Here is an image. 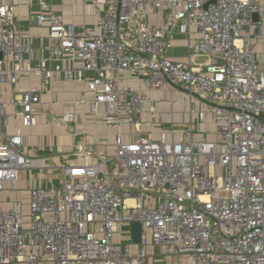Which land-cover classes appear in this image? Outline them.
<instances>
[{"label":"built area","instance_id":"obj_1","mask_svg":"<svg viewBox=\"0 0 264 264\" xmlns=\"http://www.w3.org/2000/svg\"><path fill=\"white\" fill-rule=\"evenodd\" d=\"M31 1L48 26L38 49L15 28V0L0 4V85L12 88L10 100L0 89V206L22 171L64 180L0 207V264H264V60L252 32L264 30V0H81L99 18L78 31L46 0ZM176 34L187 39L185 62L168 56ZM24 75L41 84L14 90ZM60 78L84 82L92 114L116 130L131 124L132 137L118 133L109 155L78 144L58 169L27 156L22 128L36 125L43 91ZM168 88L183 94L171 105L187 104L184 127L169 140L142 135V116L162 114L150 93ZM208 117L206 136L195 126Z\"/></svg>","mask_w":264,"mask_h":264},{"label":"crops","instance_id":"obj_2","mask_svg":"<svg viewBox=\"0 0 264 264\" xmlns=\"http://www.w3.org/2000/svg\"><path fill=\"white\" fill-rule=\"evenodd\" d=\"M6 1L0 0V4ZM46 1L51 5L53 11L62 15L65 23L72 26L76 31L80 30L83 24L96 25L99 18L92 4L84 3L81 0ZM40 11L37 1L15 0V28L19 31H28L36 49L48 45V26L37 24L36 16ZM252 32L254 33V50L257 57L263 60L261 59L263 55L260 54L259 50L261 48L264 50V30L261 29L260 31V28H256ZM41 55L39 54L38 56L40 57ZM43 56H47V52H44ZM168 56L177 61L185 62L187 56V39L185 35H175L173 47L168 50ZM127 83H131L135 87L141 85L138 79L133 78H128ZM40 84L41 79L39 77L32 76L30 78L24 75L14 90ZM0 89L7 91L5 96L7 100L12 98V88L9 85H0ZM168 91L176 90L170 88L161 93H150V96L154 98L155 96L166 94ZM179 98L181 99V97ZM91 99L92 96L86 92V84L84 82H68L64 78L55 81L46 91H43L41 103L37 107L36 125L30 128H22L26 140L24 153L31 158H46L48 165H50L49 162L52 163L50 166L66 164V152L76 148L78 144H83V146L93 150L96 154H112L117 134H130L126 139L132 137V125L126 124L119 130L106 126L101 115L94 116L92 114ZM171 101L172 99L166 101V103L171 105ZM164 104H162L160 111L162 112L161 120H168L167 123H170L169 120H183L180 118V116H183L182 114L176 117L174 106L171 105L170 109H168ZM9 109L12 111V108ZM69 112L76 115V121L63 122V117ZM154 118L156 123V117L147 114L142 116L141 121L143 124L140 129L142 135L159 140L160 138L162 139L161 134L165 132L166 138L169 140L167 131H158V129L153 128L156 127V124L152 123ZM174 124L168 125V127H171L169 129H172ZM12 127L13 125L6 127V131L12 132ZM34 186L37 185L34 184L32 187ZM23 191L21 190L22 198H26Z\"/></svg>","mask_w":264,"mask_h":264},{"label":"rangeland","instance_id":"obj_3","mask_svg":"<svg viewBox=\"0 0 264 264\" xmlns=\"http://www.w3.org/2000/svg\"><path fill=\"white\" fill-rule=\"evenodd\" d=\"M261 48V46H259ZM260 54H262V58L264 60V50L261 48L259 50ZM264 69V65L262 66ZM133 79H138L137 77H133ZM139 80V79H138ZM170 89V88H168ZM167 90V89H166ZM173 90V89H172ZM179 97L183 98V94L180 93L179 91H168L166 94L163 95H158L155 96L154 99L159 101L160 103L157 106V109L161 111V106L162 104H164L165 107H168V109H170L171 105L167 104L166 101H170V99H172V101L178 100L180 99ZM187 108V104H183L181 105L180 103L175 104L174 106V110L176 111V117H178L179 115L183 114L182 111H185ZM163 109V108H162ZM181 119H183V122L185 120H187L186 115L184 116H180ZM168 120H161V118H159L158 120H156L155 123V118L154 121L152 123L156 124L155 128L156 130L158 129V131H167L169 134V138H171L173 136V132H177V131H181V129L184 127V124L182 122V120H175V121H171L169 120L170 123H167ZM172 123H175L174 125H172V129L173 132H169L172 129H169L171 127H168V125H171ZM154 124H152V126H154ZM151 128V127H150ZM195 129H205L206 132V136L207 134H210L211 131L214 130V125L212 122L211 117L207 118V121L205 124L195 126ZM151 134H152V130H151ZM72 162L74 163H78L80 160L77 157H72L71 158ZM50 165H52L51 162H49ZM51 168H61L62 166L59 165H53V166H49ZM18 184H17V190H14V187H12L13 185L10 184L5 187L8 190L5 191V193L2 194V198L4 199V203L0 206L2 208H7L10 203L15 200V199H20L22 198V193L21 190H27L29 188H31L34 184H36L37 186H42L45 188H49V187H53V188H58L61 186L64 178L61 172H59L58 170H55L53 173H49L47 171H38V170H34V171H23L22 174H20L19 179H18ZM129 231L130 228L129 226H123L121 231H120V235L122 236V239L124 241V243H127V240L125 241L126 237L129 235ZM124 233V234H123ZM123 234V235H122ZM120 236V237H121ZM150 253H155V254H159V249L157 247H155L154 249H150L149 250ZM154 261V260H153ZM151 261V262H153ZM159 264H167L166 261L163 262H159Z\"/></svg>","mask_w":264,"mask_h":264},{"label":"water","instance_id":"obj_4","mask_svg":"<svg viewBox=\"0 0 264 264\" xmlns=\"http://www.w3.org/2000/svg\"><path fill=\"white\" fill-rule=\"evenodd\" d=\"M211 3H215V0H212ZM208 6L209 4L207 3L204 8L207 9ZM253 20L259 21V15L254 14ZM0 57H1V53H0ZM141 232H142V228L140 223H133L131 225L132 241L134 244H138L141 241Z\"/></svg>","mask_w":264,"mask_h":264}]
</instances>
